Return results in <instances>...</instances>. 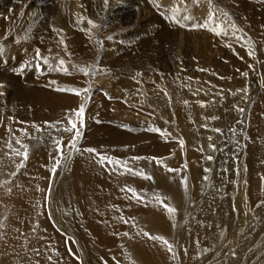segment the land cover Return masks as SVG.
I'll list each match as a JSON object with an SVG mask.
<instances>
[{"label": "bare ground", "instance_id": "bare-ground-1", "mask_svg": "<svg viewBox=\"0 0 264 264\" xmlns=\"http://www.w3.org/2000/svg\"><path fill=\"white\" fill-rule=\"evenodd\" d=\"M179 2L0 0V264H264V15L233 42L241 57L191 63L197 32L167 18L173 7L181 14ZM245 5L256 15L264 0ZM37 49L49 64L35 58ZM199 49L203 57L207 48ZM82 66L97 70L84 76ZM255 68L259 86L250 83ZM58 87L90 89L79 148L127 161L153 180L109 172L86 152L53 176L49 133L65 144L70 134L32 125L60 121L83 103ZM10 135L14 146L17 138L29 145L21 169L20 157L5 155ZM133 157L163 158L179 173ZM144 232L167 239L175 255Z\"/></svg>", "mask_w": 264, "mask_h": 264}, {"label": "snow or ice", "instance_id": "snow-or-ice-1", "mask_svg": "<svg viewBox=\"0 0 264 264\" xmlns=\"http://www.w3.org/2000/svg\"><path fill=\"white\" fill-rule=\"evenodd\" d=\"M183 2V0H182ZM104 3L107 4L108 0H104ZM192 3L196 6H201V0H192ZM207 3L209 5V11L207 13V16L205 18V21L203 23H199L197 25H195V27L197 29L199 28H205L208 29L209 31H212L213 34L219 36V35H225L227 36L228 30L226 28H223V19L219 18L218 19V9L217 7L213 4V0H207ZM159 7V5H157ZM187 9L185 8V11ZM172 15L170 17H167L168 19L171 20V22L176 23L178 25H180L181 27H188L187 24H183L181 23V21H190L192 19L191 16L189 15H184V14H180L178 13V9L176 8H171L170 9ZM223 15H227L226 13ZM80 22V21H78ZM88 24L91 25L93 28L96 27L95 23L92 20H88ZM209 25H211V27H209ZM232 28H235V25H231ZM219 29V30H218ZM62 31V30H60ZM232 36L235 37V32L232 33ZM242 39V38H241ZM61 43H63V41H61ZM67 48V45H65V50ZM71 54H69L70 56ZM249 55H252V53L250 52ZM36 59H39L42 61L43 64H49V61L40 56V50L37 49L36 50ZM58 64L61 66L65 65V61L63 59H60L58 61ZM37 67H40V65H36ZM43 71V69H41ZM59 70L63 71L64 74L68 75L70 74V71L68 69V67H63L60 68ZM80 73H82L84 76H89L90 74L94 73L97 69L94 66L93 69L90 71V69L86 66H82V67H78L77 69ZM201 71H203V69H201ZM137 75H142L140 73H138ZM245 76L247 75V73L244 74ZM139 83V81H137ZM55 83V82H53ZM5 85L0 84V88H3ZM56 91H67L71 94H75L77 96H82L83 94H87L90 89L89 88H81V89H77V88H68V89H64V88H57ZM4 93L0 92V96H3ZM88 101V97L86 95H83V103L78 107V109H73V110H68L64 117L62 118V120L60 121H56V122H45V125L43 128H41L38 125L33 124L32 127L35 129V132L38 133H44L47 129H52L54 131H60L63 133H69V137L67 144L64 143V137L63 136H55L52 135L51 133H49V139L51 140L54 148H55V152L56 155L53 157L54 160V166L53 168L50 170L52 175L54 176L57 169L61 167L62 162H64L65 166L66 163L69 159H71V156L73 153H89L92 154L95 158H96V163L99 164L102 168H105L106 170H108L109 172H111L113 169H116L120 172V174H131L134 176H139L144 180L147 181H152L153 177L151 175H148L143 168L137 170L135 168L132 167H128V162L127 161H121L119 159H115V158H111L108 157L105 154H102L100 152H98L95 148H86V149H81L78 147V143L79 140L81 138V132L80 129L78 127V124H83V117L85 114V104ZM203 106V105H202ZM239 111L243 112V109H239ZM23 123V122H21ZM63 127H59L60 125H65ZM23 135L25 136H29L31 137V134L26 130V129H22L21 130ZM151 131L154 132H158L161 135H164V132L161 129H156L153 128L151 129ZM214 131H216L219 134H223L221 132L220 129H214ZM8 132L11 134L13 132V130L11 128L8 129ZM13 136H9V139L7 141H5V146L8 149V152L5 153V155L7 156L9 153H11L14 157H20L21 160L19 163L15 164V167L17 169H21L25 166L24 162L27 161L28 156H29V145L26 143H23L20 139H15V146L13 145ZM209 139H211V137H209ZM181 147H183V141H180ZM210 148L213 149V151L216 150L215 145H209ZM65 149H67V151H65ZM132 159L139 161V160H147L149 163H151L152 161H155V163L157 164V166H163L165 168V170L169 173H179L178 169H173L170 167H167L166 165H163V158H157V157H152V158H147V157H133ZM209 160H212L213 157L209 156L208 157ZM210 171V170H209ZM181 183L184 185L185 190H187V181L185 179H181ZM121 191L124 192H130L131 195L128 197L130 200H138L141 203L144 202L143 197L135 190V189H131V188H123L121 189ZM50 195V193H49ZM155 198L161 203V206L165 208V210L170 214V215H174L176 212V209L171 207L168 204H164L163 203V199L161 197H159L158 195L155 196ZM48 199V196L45 197V200ZM121 220H124L123 216L120 217ZM125 223H127V221H124ZM125 236L128 235L127 232L124 233ZM144 236H147L149 239L157 241L159 243L162 244V246H165L167 251L173 253V255H175V253L173 252V245L164 237L162 236H152L147 232L143 233ZM69 251L71 252V249H69ZM233 255H235V253H233Z\"/></svg>", "mask_w": 264, "mask_h": 264}, {"label": "rangeland", "instance_id": "rangeland-1", "mask_svg": "<svg viewBox=\"0 0 264 264\" xmlns=\"http://www.w3.org/2000/svg\"><path fill=\"white\" fill-rule=\"evenodd\" d=\"M188 1V2H187ZM228 1H231L232 3H228L229 7L227 8L226 6H223V5H220L217 3V1L215 2L213 0V4L217 7L218 9V19L219 18H222L223 19V25L222 27L223 28H226L228 30V37L225 36V35H215L213 34L212 31H209L208 29H205V28H199L197 29L195 27V25L199 24V23H203L205 21V18L207 16V13L209 11V5L206 6L205 5V1L204 0H201V6H194V4L192 3L191 0H180L179 4L182 5V10H181V14H184V15H189L192 17V19L190 21H183V24H187L188 27H192L193 30L192 31H196L197 33V41L190 45L189 47V61L188 62H194V61H204V63H209V65H211L212 63V59L214 58L215 59H228L229 57H241V55L239 53L236 52V45L235 43V40L236 39H240L242 41H244V39L241 37H243L244 35V32H246L248 34V32H251V25H253V21H257V18L260 19V17L262 15H264V9L262 10H259L258 11H255L256 15L252 14L250 15L252 12H249L248 9H247V3H251V0H228ZM187 2V3H186ZM187 5H186V4ZM203 3V4H202ZM236 3V4H235ZM193 4V5H192ZM232 4V5H231ZM192 5V6H191ZM236 5V6H235ZM244 5V6H243ZM251 5V4H250ZM191 6V7H190ZM244 9H243V8ZM185 8L187 9L185 11ZM240 8V9H238ZM242 8V9H241ZM261 9V8H260ZM189 11V12H188ZM227 14L226 16L223 15V14ZM250 15V16H249ZM254 17V18H253ZM233 19V20H232ZM243 19V20H242ZM237 20V21H236ZM239 20V21H238ZM187 22V23H186ZM193 22V23H192ZM195 22V23H194ZM260 22V21H259ZM264 23V21H263ZM231 25H235V28H232ZM243 25V26H242ZM187 27V28H188ZM209 27H211V25H209ZM261 27H264L261 25ZM219 30V29H218ZM190 31V30H189ZM241 31V33H240ZM262 33L264 34V31L263 29L261 30ZM235 32V37L232 36V33ZM239 34V35H237ZM254 34H250V37L251 38H254L252 37ZM256 35H258V32L256 33ZM237 36V37H236ZM226 37V38H225ZM233 37V38H232ZM206 38V39H205ZM256 40V39H255ZM228 41V42H227ZM218 42V43H217ZM227 42V43H226ZM262 42V41H261ZM259 43V42H258ZM221 44V45H220ZM248 46L253 50V55H254V58L257 60V54L254 50V46H252V44L250 43H247ZM223 45V46H222ZM227 45V46H226ZM230 45H234V48L232 47V49H230ZM254 45V44H253ZM206 47L207 50L205 51V53L203 54V57L202 56V52L203 50L202 49H199L201 47ZM222 46V49L225 50L229 55L231 56H227L225 54H223L222 52H220L218 50L217 47H220ZM227 47V48H226ZM52 48V51L56 50L55 47H51ZM175 49V47H173ZM221 48V47H220ZM172 49V50H174ZM216 49V50H215ZM193 50V51H191ZM200 50V51H199ZM202 50V52H201ZM170 50L167 51V49H165V58L168 59L171 54H172V51L169 52ZM199 52L200 55H198L197 53ZM159 52V51H158ZM192 52V53H191ZM214 52V53H213ZM233 52L237 54V56H233ZM53 53V52H51ZM55 53V52H54ZM53 53V54H54ZM207 56H206V55ZM256 54V55H255ZM211 55V56H210ZM216 55V56H215ZM192 56V58H191ZM195 56V57H194ZM158 59L160 56H156ZM164 57V56H162ZM240 59V58H238ZM253 63H256V61ZM110 70V69H109ZM172 71V70H171ZM192 72H195V70H193ZM256 68L252 71L251 75H253L251 78L250 83H252L253 81V84L256 83V85H258V78L256 77ZM255 79L257 81H255ZM248 84L246 86L247 90H249V87L251 88V84ZM255 85V87H256ZM259 86V85H258ZM187 87H191V85L187 86ZM246 101V100H245ZM246 103V102H245ZM166 106V105H165ZM187 181V180H186ZM182 184V183H181ZM182 186L184 187V185L182 184ZM188 183H187V187H188ZM185 189V187H184Z\"/></svg>", "mask_w": 264, "mask_h": 264}]
</instances>
